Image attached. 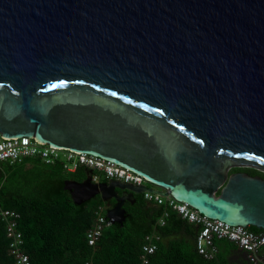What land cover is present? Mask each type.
<instances>
[{
  "label": "water",
  "instance_id": "1",
  "mask_svg": "<svg viewBox=\"0 0 264 264\" xmlns=\"http://www.w3.org/2000/svg\"><path fill=\"white\" fill-rule=\"evenodd\" d=\"M0 137L141 177L64 181L112 224L151 192L264 232V179L230 173L264 174V0H0Z\"/></svg>",
  "mask_w": 264,
  "mask_h": 264
},
{
  "label": "trees",
  "instance_id": "2",
  "mask_svg": "<svg viewBox=\"0 0 264 264\" xmlns=\"http://www.w3.org/2000/svg\"><path fill=\"white\" fill-rule=\"evenodd\" d=\"M235 172L264 179V174L248 168L230 171ZM87 173L83 168L72 174L65 173L58 165L46 166L33 159L0 167V205L20 214L18 227L23 237V251L31 264H138L144 237L153 232L160 240L150 264H226L219 255L211 261L200 257L194 246L196 228L173 212L169 213L165 226L158 227L163 208L150 207L138 195L134 203L124 204L123 224H112L103 231L95 246H88L85 234L94 221V210L108 202L96 196L76 206L69 192L63 189L64 181L82 182ZM114 205L112 201L106 207ZM249 229L262 232L253 227ZM7 244L4 226L0 223V264H13Z\"/></svg>",
  "mask_w": 264,
  "mask_h": 264
},
{
  "label": "built area",
  "instance_id": "3",
  "mask_svg": "<svg viewBox=\"0 0 264 264\" xmlns=\"http://www.w3.org/2000/svg\"><path fill=\"white\" fill-rule=\"evenodd\" d=\"M38 160L46 166L58 165L65 173H75L79 168L88 171L92 183L117 180L134 186L144 185V180L115 164L103 159L76 153L67 149L51 148L39 144L27 137H0V167L15 165L25 160ZM145 202L163 208L157 220L158 227H164L169 213L173 212L181 221L196 228L195 250L204 260L211 261L217 256L216 242L226 241L236 245L246 254L247 264H264V232L256 233L249 227L227 226L225 223L209 219L187 204L178 203L170 196L162 197L157 193L144 192L141 194ZM104 205L94 210V221L86 231L85 239L90 247L100 239L104 230L112 225ZM20 214L13 210L2 208L0 205V223L4 226L7 249L13 259V264H31L28 255L23 251V237L18 227ZM160 236L153 232L144 237L141 245L138 264H150L151 257L157 250ZM91 264V263H87Z\"/></svg>",
  "mask_w": 264,
  "mask_h": 264
},
{
  "label": "crops",
  "instance_id": "4",
  "mask_svg": "<svg viewBox=\"0 0 264 264\" xmlns=\"http://www.w3.org/2000/svg\"><path fill=\"white\" fill-rule=\"evenodd\" d=\"M88 176V175H87ZM147 205L150 207H156L159 208L151 203L146 202ZM218 253L217 256L221 257V262L226 264H247L246 260V254L240 250L236 245L224 242V241H218L216 243ZM264 251V249H263Z\"/></svg>",
  "mask_w": 264,
  "mask_h": 264
},
{
  "label": "flooded vegetation",
  "instance_id": "5",
  "mask_svg": "<svg viewBox=\"0 0 264 264\" xmlns=\"http://www.w3.org/2000/svg\"><path fill=\"white\" fill-rule=\"evenodd\" d=\"M120 193V192H119ZM112 201H114V200H110L107 204H106V206H110L111 205V203H112Z\"/></svg>",
  "mask_w": 264,
  "mask_h": 264
},
{
  "label": "rangeland",
  "instance_id": "6",
  "mask_svg": "<svg viewBox=\"0 0 264 264\" xmlns=\"http://www.w3.org/2000/svg\"><path fill=\"white\" fill-rule=\"evenodd\" d=\"M138 197H139V199L143 200L141 194H139Z\"/></svg>",
  "mask_w": 264,
  "mask_h": 264
}]
</instances>
